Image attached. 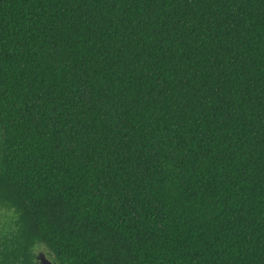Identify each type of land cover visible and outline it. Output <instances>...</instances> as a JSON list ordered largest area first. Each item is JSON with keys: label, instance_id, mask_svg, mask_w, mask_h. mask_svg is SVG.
I'll return each mask as SVG.
<instances>
[{"label": "trees", "instance_id": "obj_1", "mask_svg": "<svg viewBox=\"0 0 264 264\" xmlns=\"http://www.w3.org/2000/svg\"><path fill=\"white\" fill-rule=\"evenodd\" d=\"M0 264H264V0H0Z\"/></svg>", "mask_w": 264, "mask_h": 264}, {"label": "flooded vegetation", "instance_id": "obj_2", "mask_svg": "<svg viewBox=\"0 0 264 264\" xmlns=\"http://www.w3.org/2000/svg\"><path fill=\"white\" fill-rule=\"evenodd\" d=\"M34 264H57L51 254H49L44 248L36 247L32 251Z\"/></svg>", "mask_w": 264, "mask_h": 264}, {"label": "rangeland", "instance_id": "obj_3", "mask_svg": "<svg viewBox=\"0 0 264 264\" xmlns=\"http://www.w3.org/2000/svg\"><path fill=\"white\" fill-rule=\"evenodd\" d=\"M11 218L10 210L0 206V225L6 224Z\"/></svg>", "mask_w": 264, "mask_h": 264}]
</instances>
